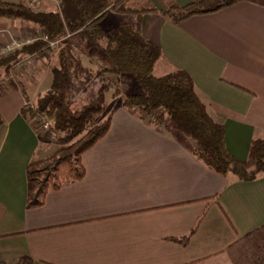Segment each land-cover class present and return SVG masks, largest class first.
Masks as SVG:
<instances>
[{
	"label": "crops",
	"instance_id": "0c3cea01",
	"mask_svg": "<svg viewBox=\"0 0 264 264\" xmlns=\"http://www.w3.org/2000/svg\"><path fill=\"white\" fill-rule=\"evenodd\" d=\"M191 1L147 0L134 9ZM136 18L138 31L162 50L156 68L190 75L208 114L224 128L227 151L245 160L251 140L264 138V0L179 23L158 12ZM11 28L28 25L0 18V43ZM22 85L0 87L1 261L233 264L232 248L264 227V175L252 181L220 176L193 156L186 137L121 105L105 136L82 154L83 177L49 191L42 206L26 208V167L40 138L20 114L32 94ZM184 236L185 243L175 240Z\"/></svg>",
	"mask_w": 264,
	"mask_h": 264
},
{
	"label": "trees",
	"instance_id": "16d2710c",
	"mask_svg": "<svg viewBox=\"0 0 264 264\" xmlns=\"http://www.w3.org/2000/svg\"><path fill=\"white\" fill-rule=\"evenodd\" d=\"M57 1V9L47 11L0 0V18L19 20L38 31L34 41L0 57V68L5 70L22 53L39 54L50 42L66 40L50 69L49 88L33 105L24 104L20 110L29 121L35 116L44 117L49 123V132L58 133V139L64 144L53 154L33 158L28 163L26 208L42 206L49 191L83 177L82 154L103 138L110 127V115L101 122L95 120L104 108V93L110 87L108 79L119 75L130 77L140 88L138 93L127 94L121 105L147 124L186 137L193 143V156L208 169L220 176L232 174L242 181L264 175V138L251 140L245 160L235 159L226 149L223 126L208 114L190 75L179 68L155 74L156 65L163 59L162 50L126 22L131 0H115L111 7L127 14L119 24L108 29L100 23L110 5L108 0ZM239 1L261 2L192 0L185 6L172 5L164 10L150 6L135 12H158L173 23H179L190 16L215 12ZM83 44L99 50L106 65L94 72L87 70L77 51ZM78 93L85 96L80 104L74 100ZM46 133L39 136L40 140L49 138L50 134ZM187 239L188 236H184L175 240L185 243ZM0 264H32V259L22 256L12 262L0 260Z\"/></svg>",
	"mask_w": 264,
	"mask_h": 264
},
{
	"label": "rangeland",
	"instance_id": "374dc122",
	"mask_svg": "<svg viewBox=\"0 0 264 264\" xmlns=\"http://www.w3.org/2000/svg\"><path fill=\"white\" fill-rule=\"evenodd\" d=\"M4 1H7L9 3L12 2L16 4H23L30 6L32 8H38L47 11L56 10L58 7L57 0L56 1L39 0V3L37 5L32 3L30 0H4ZM108 1L110 2V5L106 9V12L102 15V17L105 16V18L103 21H100L101 26L104 29H108L112 26L119 24L121 22L119 19H122L123 16L127 14L126 13L124 15V13L117 11V9H113L111 7L113 3H115V0H108ZM44 2H47L49 5L45 4ZM147 4H149L147 3V0H131L128 3V6L130 7L129 10L131 12H128L127 18L125 20L128 24L132 26V28H134L137 31L138 28H140L142 21H136L135 20L137 19L136 15L147 12H135L138 9H134V8H140L141 6H146ZM132 15L134 16L132 17ZM14 21H19V20H14ZM25 24L28 25V28L25 29L11 28L12 30H9V35L20 39L24 43L23 45L27 43H31L38 36V31L35 29L34 26L27 23ZM68 36L67 37L69 41H72L70 40L71 38L70 35ZM9 38L10 37H8L4 42H1L0 45L7 43L9 41ZM65 41L66 40L62 38L57 41L50 42L47 48L42 50L39 54L22 53L19 56V58L15 62L11 63L9 67H7L5 70L0 68V80L7 78L6 81L4 80V82L0 84V87H5V85L9 83L19 82V84H24L22 85V88L29 87L30 89H32L31 97L28 96V98H26L28 100L29 99L31 100L27 101L25 104L33 105L35 103L36 98L49 88L51 81L50 69L55 63V58L58 49L65 43ZM23 45L19 47H15L9 52L6 51L7 52L6 54L11 53L14 50L20 49ZM77 51L79 52L84 67L87 70H90L91 72H94L97 68H101L106 65L105 61L103 60L102 53L99 50L90 46L89 44H83L78 48ZM4 54L5 53L1 54L0 57H3ZM28 54L33 55V61L28 64L25 63L22 65L19 64V67H17L16 66L18 65L17 63L20 62L21 60L23 61V59ZM155 74L157 75L162 74L159 71V68L155 69ZM108 80L110 81V87L104 93L105 95L104 108L95 117V120L97 122H101L109 115L111 117L114 108L117 107L118 105H121V101L127 94H134L140 91L138 85L135 84V82H133V80L128 76L125 77L119 75L117 77H112V78L110 77V79ZM114 92H116V95H113ZM84 97H85L84 94L78 93V95H76V98L74 99L76 101L75 103L80 104ZM43 119L45 122H47V120L44 117ZM31 122L39 136H41L43 133H46L44 131V128L41 127V123L39 121L38 116H35V118L31 120ZM47 124L49 123L47 122ZM49 131L50 130L48 129V132ZM47 134H50V136L48 135L49 136L48 139L40 140L37 153L34 157L35 159L49 156L55 152L57 147L64 145L62 141L58 139V135H59L58 133L49 132L46 133V135ZM230 259L233 261V264H264V227L254 232L250 236L244 238L238 244H236V246L232 248V250L230 251Z\"/></svg>",
	"mask_w": 264,
	"mask_h": 264
},
{
	"label": "built area",
	"instance_id": "2783aa9c",
	"mask_svg": "<svg viewBox=\"0 0 264 264\" xmlns=\"http://www.w3.org/2000/svg\"><path fill=\"white\" fill-rule=\"evenodd\" d=\"M32 3H34V4H38L39 3V0H30ZM54 1H56V0H54ZM9 41L7 42V43H5V44H1L0 45V55L1 54H3V53H7V52H9L10 50H12L13 48H15V47H19V46H21V45H23L24 43L20 40V39H18V38H15V37H13V36H11V35H9ZM28 42V41H27ZM49 45V44H48ZM52 45V44H51ZM7 51V52H6ZM4 54V55H5ZM33 61V55H27L24 59H23V61L21 60L20 62H18L17 64L18 65H16L17 67H19V64H28V63H31ZM6 79L7 78H4V79H1L0 80V84L1 83H3L4 82V80L6 81ZM38 118H39V121H40V123H41V127H43L44 128V131L45 132H48V129H49V127H48V124H47V122H45L44 121V119H43V117H41V116H38Z\"/></svg>",
	"mask_w": 264,
	"mask_h": 264
}]
</instances>
